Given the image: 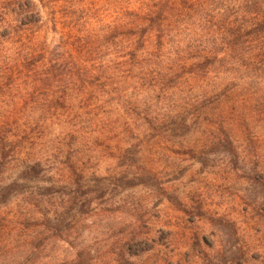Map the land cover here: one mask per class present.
I'll return each mask as SVG.
<instances>
[{
    "label": "rangeland",
    "instance_id": "1",
    "mask_svg": "<svg viewBox=\"0 0 264 264\" xmlns=\"http://www.w3.org/2000/svg\"><path fill=\"white\" fill-rule=\"evenodd\" d=\"M23 1L0 0L11 151L0 190L23 184L0 192V264H72L77 251L93 264H264V67L241 86L133 55L127 26L156 0ZM200 1L217 13L240 0H188L185 24H198ZM33 164L37 174L20 179ZM72 169L89 201L62 215L73 247L34 249L72 198Z\"/></svg>",
    "mask_w": 264,
    "mask_h": 264
},
{
    "label": "trees",
    "instance_id": "2",
    "mask_svg": "<svg viewBox=\"0 0 264 264\" xmlns=\"http://www.w3.org/2000/svg\"><path fill=\"white\" fill-rule=\"evenodd\" d=\"M19 2L20 5H25V1L19 0ZM28 4L34 8L31 0ZM179 5L181 9L178 8ZM185 5L194 9V5L188 0H179V3L176 0H156L152 4L146 3L142 12L131 20L125 32L127 41H131L132 54L143 51L153 56L158 62L165 58L175 59L181 62L182 70L187 69L188 72L196 74L225 73L239 83L244 79L241 86L245 85L249 79L257 78L264 67V0H240L236 5H232L235 6L233 10L222 9V12L217 13L208 11L204 7V2L200 1L196 11L203 20L200 18L196 20L198 24L188 25L185 22L192 16L186 12L189 7ZM17 13V16L22 17L20 21L27 20L25 23L33 24L38 20L31 19V21L27 13L22 14L20 11ZM2 28L0 37L7 36L8 27L3 25ZM196 41L206 42L196 43ZM222 133L226 144L231 148L233 139L231 133L224 129ZM9 142L4 128L0 126V161L8 157L11 152L6 150L7 146H10ZM36 167L35 164L25 165L20 179H31L32 175L37 174ZM77 172L79 171L72 169L70 183L75 186L69 192V194L72 193L70 194L72 198L65 204L62 203L64 211L54 218L57 219V223L49 225L37 238L33 239L34 249L46 246L50 239L62 240L73 247L68 235H63V232L71 227L69 224L65 225L67 228L62 227L66 221L62 215L70 213L74 217L82 213L83 206H89V201L86 203L79 201L78 183L81 176ZM22 185L19 179L15 178L11 183L1 187L0 192H4L5 198L11 191L17 190ZM72 218L69 219L70 222ZM80 256L81 252L77 251L71 263L93 264L90 260L80 259Z\"/></svg>",
    "mask_w": 264,
    "mask_h": 264
}]
</instances>
